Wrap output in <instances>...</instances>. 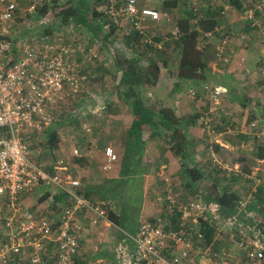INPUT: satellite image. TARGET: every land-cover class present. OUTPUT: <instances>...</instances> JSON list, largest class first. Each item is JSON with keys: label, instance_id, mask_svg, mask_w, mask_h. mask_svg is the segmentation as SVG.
<instances>
[{"label": "built area", "instance_id": "built-area-1", "mask_svg": "<svg viewBox=\"0 0 264 264\" xmlns=\"http://www.w3.org/2000/svg\"><path fill=\"white\" fill-rule=\"evenodd\" d=\"M43 5L44 0H0V264H76L88 230L84 221L98 226L115 211L109 201L93 204L79 194L81 183L72 177L70 165V159L82 157L79 148L72 149L70 158L60 155L57 147L50 149V172L32 156V134L45 136L64 115L78 119L83 138H88L93 134L88 117L99 116L102 110L94 102H83L82 107L73 103L95 78L93 72L84 74L83 70L97 58L96 46L79 35L75 24L58 28L45 19L40 11ZM192 10L197 13V8ZM106 14L126 34L143 32L150 22H172L170 12L139 8L137 0H127L123 7L111 6ZM241 16L252 30L263 32L264 0H250ZM37 19L38 29L22 32ZM171 29L172 38L179 40L180 28L174 25ZM223 31L216 28L204 38L213 40L222 32L215 59L228 65V50L238 35ZM246 73L264 81V70L248 69ZM203 89L210 95V104L201 119L202 131L210 135L213 116L219 113L227 90L211 85ZM189 95L197 98L193 89ZM261 99L264 104V93ZM91 106L96 110L90 111ZM250 130L257 137L264 135L257 121L250 124ZM104 156L102 169L111 172L119 156L110 146ZM166 182L169 187L157 199L164 217L140 223L137 235L131 237L133 253L125 244L118 248L121 264H264V233L254 215H247L253 220L249 226L237 224L235 218L227 222L228 239L242 251L241 256L225 249L216 252L214 240L222 229L217 227L220 233L208 243L204 233L194 228L202 221L214 223L217 205L195 198L180 200L171 181ZM60 195L67 201H57Z\"/></svg>", "mask_w": 264, "mask_h": 264}, {"label": "trees", "instance_id": "trees-1", "mask_svg": "<svg viewBox=\"0 0 264 264\" xmlns=\"http://www.w3.org/2000/svg\"><path fill=\"white\" fill-rule=\"evenodd\" d=\"M178 1L164 0L163 11L159 12L171 11V9L177 7ZM249 1L229 0L228 3L230 7H234L242 13ZM244 3L246 4L244 5ZM112 5L111 1L106 0H70L68 5L63 4L61 0H50L40 10L43 16L49 14L50 17L57 18L59 25L61 23L62 26L69 23L75 24L78 27L79 35L83 39H94L93 42L106 52V57L109 55L108 64L113 65L112 70L115 73L110 92H114L116 98L129 108L132 118V124L127 130L119 178L106 180V186L93 191H89L81 185L78 188L79 194L92 202L95 201V197H98L101 200L106 199V202L110 199L119 204L123 192L127 190L133 181H138V173L141 172L140 178L145 180V176L154 166L151 162H147L148 165H142L146 155L144 153L147 151V142L143 137L146 133H149L148 142H154L155 140L161 142L162 146L165 147V152L170 151L171 155L179 161L180 172L178 177L174 176L169 179L171 185L174 186L176 181H179L180 187L187 194L186 197L200 199L205 204L214 203L219 205L225 218L235 216L240 209L241 198L239 194L226 186V178L219 176L221 174L219 172L217 176V171L216 178L204 177L201 172L202 169L194 161L197 154V143L194 139H190L188 133L199 122L201 123V119L207 111L202 115H182L178 113L176 107L172 104V99L174 100V97L183 91L186 84L192 83L193 88H196L200 83L208 80L209 63L213 59L216 45L221 40L220 34L222 32L220 34L216 33L213 40H211L217 41L215 44V41L211 42L205 40L204 37L202 38V34L192 25V21L197 18L198 12L195 14L191 9L189 16L181 17L176 24L172 15L174 25H177L181 30L179 40L172 38L171 31L167 32V35L159 34L158 28L161 25L158 22H150L148 28L143 32L126 34V31L119 30L113 18L106 14V11ZM119 6L118 4L115 8ZM221 14V11H219L217 17H221ZM213 19L217 20L215 17ZM217 24H205L201 27L203 30L211 31L217 27ZM47 31L50 32L51 29H47ZM223 33L229 34L230 32L223 31ZM148 41H151V43ZM157 45L162 47L159 48ZM99 50H97V58L86 64L83 70L84 74L89 71L96 74L97 78L94 82L105 81L103 79L108 76L107 67L102 64V54H99ZM169 50L174 54V57H177L175 70L170 67L173 59L169 57ZM78 61L82 62L81 56H79ZM164 72L172 78L175 77L173 88L167 94L171 101L168 105L165 104L167 103L166 97L164 100L158 99L155 102H151L149 98L150 93L160 86ZM100 73L102 75H99ZM95 99L97 100V98ZM111 111L112 106H109L107 112L110 113ZM68 121L73 122L75 125L79 123L78 119L70 117ZM59 128L55 122L44 134L46 142L42 147L47 149L46 151L53 149L59 143ZM212 130L215 131L213 134L215 136L216 132L220 131L219 125H215ZM211 145L214 149L212 152L220 151L219 145L214 143ZM209 150L211 149L207 148L208 152H210ZM141 166H143L142 170ZM208 180H210L209 183ZM233 181L239 183L241 180L236 176ZM246 183L249 184L251 181L247 180ZM251 196L252 200L248 206L242 207V212L254 213L255 219L262 222L260 226L264 232V185H261L255 193H251ZM47 197L48 195L43 197L41 201H44ZM57 201L66 202V196H58ZM108 218L116 226L120 225L121 217L116 212H109ZM252 222L253 220L250 223L236 220L237 224H247L248 226ZM196 227L204 233L208 243L216 237L217 226L215 223L202 221ZM225 227L226 229L222 228V234L228 238L229 226L226 225ZM85 260L87 261L86 258H75L76 264H86Z\"/></svg>", "mask_w": 264, "mask_h": 264}, {"label": "crops", "instance_id": "crops-1", "mask_svg": "<svg viewBox=\"0 0 264 264\" xmlns=\"http://www.w3.org/2000/svg\"><path fill=\"white\" fill-rule=\"evenodd\" d=\"M49 1L50 0H44L43 6L48 4ZM69 1L70 0H68L67 3H69ZM106 1H111L113 4L112 6L114 7H116L118 4L120 5L119 7H123L125 6L127 0ZM61 2L66 3V0H61ZM137 2L139 8H144L147 6L157 11H163L162 7L164 0H137ZM178 2L179 3L177 7L169 11L173 15V21L175 20V24L178 19L181 17L185 18L188 14H190L189 11L191 9L197 8V18L194 19L192 21L193 24H191L194 25L196 30L202 34V38L206 32L210 31L203 30L201 26L214 23H218L216 28H223L224 31L234 32L238 35V37L232 40L230 49L228 50V53L231 56V62L227 65L216 61V51L214 50L213 59L209 63L210 71L208 80L200 83L196 88H193L192 83L186 84L183 91H181L177 96L181 95L180 97H184L182 94H187V92L189 93V91L192 89H200L204 93L205 90L203 88L207 85L220 86L227 90L226 95L222 98L221 107L218 110V112H221L222 115H224L221 118V121H224H219L220 123H217L219 125L220 131H217L216 135L213 136L215 131L212 130V133L208 135L209 137H207L204 135V133H201V123L199 122L196 127L192 129V131H189L188 134L190 139H194L197 143V154L194 157V161L199 166V168L202 169L201 172L203 173L204 177L216 178L218 176V172L219 174L221 173L219 176L226 178L225 183L228 184H226V186L233 192H237L241 198V202L239 204L240 209L235 216L229 218H225V215L221 212V208L216 204L218 207V212L214 217V223L216 226L220 227L221 229H226L225 226L227 225L228 220L231 218H235L238 220V222L243 221L250 223L247 215H254V213H243L242 207L248 206L252 200L251 193H255L261 185H264V135L257 137L250 130V124L255 119H257L258 116L262 120V125L260 126L259 124V128L264 129V104L261 101V96L264 92L262 94L258 92V97L255 94V91L264 90V81L255 75L253 77L248 76L246 71L251 69L257 73L264 70V31L262 32L260 30L258 32L252 30L250 25L242 19L240 11L234 7H230L228 9L227 6H230L228 3L229 0H179ZM245 4L246 3H244V5ZM219 11H221V17L223 18L217 17ZM214 17L217 18V20L213 19ZM44 18L52 20V24L56 25L58 28L62 26V23L59 25L57 18L50 17L49 14L44 15ZM36 22L39 25L40 20L37 19ZM159 24L162 25L159 26L160 28H158V33L161 35H164V32L169 31L174 25V23H168L165 21H160ZM240 36L241 38H239ZM215 43H217V41H215L214 44ZM217 46L218 45H216V47ZM169 57L171 59L174 57V54H172L170 50ZM173 66L174 65H172V67ZM173 80H175V77ZM261 86L263 88L262 90L260 88ZM95 100L96 99L88 100L87 102H89V104L87 105L92 104V101L97 102V100ZM224 101L229 102L230 107H225L223 104ZM108 103L110 104L108 100H106L105 105H97L94 103L96 104L95 106L101 108L102 110L100 111L99 116H92V118H101L108 110ZM232 105H235L236 107H233ZM96 108H92L91 106L90 111L96 110ZM124 108H126V112L129 111V108L119 101L114 110L110 113L108 112V114L109 116L114 113L122 114L124 112ZM176 109L179 114H189L186 110V106L184 105H181V107L177 105ZM206 111L203 112L202 110L198 114L202 115ZM129 118L130 120L122 123L121 136L119 137V148L121 149V155H118L119 160L111 172H105L102 169L103 163L105 161L104 151L107 145L104 143V141L102 145L100 142L101 137L98 138L93 133L90 137L86 138L89 139V141L84 144L80 138L81 135L82 137L84 136L81 133L78 123L76 125L72 124L71 121L66 120L64 115H62L59 118V121L56 122L60 128L58 134L59 143L55 147L59 148L60 152H62L63 147L61 129L64 124H68V122H70L68 125H73V127H71L72 132H75V130L79 131V137L74 138L75 143L73 148H79L80 151L82 150V157L77 158L78 163H76V166L73 167L71 175L76 180H79L81 185L86 187L85 189L93 191L106 186V180L119 178L121 160L126 145L127 130L132 124L131 116ZM100 123V120H98L96 123L90 124L93 127V125H98ZM217 124L215 123V125ZM148 134L149 133H146L143 138L147 142L146 152H148V156H151V164L154 166L145 176L146 185L142 191L143 195L146 197L143 208H145V211L149 212H142L141 219L138 222V228L135 229V235H132L131 232H128L124 229H119L118 226L109 220V218L108 220H104L102 222L100 221L98 226L91 225V223L86 219L84 222L89 228L86 231L87 233L85 232L83 234L81 250L77 256V259L86 258V264H121V261L118 257V248L119 246L125 244L128 252L130 254L133 253L134 245L131 241V237L137 235L140 223L143 220L155 221L156 218L164 217V215L161 213L162 210L158 205L157 199L169 187V185H167L166 179H172L174 176L178 177V173L180 172V164L178 159L171 155L170 151L165 152V147L162 146L161 142L156 140L154 142H148ZM213 143L220 146L219 152H212L214 149H212L213 145L211 144ZM85 145L88 147H85ZM109 145L115 146L116 149V145L112 143ZM153 148L155 150L158 149V152L160 153V155L156 156L155 158L153 157L157 151L153 152ZM207 148L211 149L209 150L210 152L207 151ZM46 150L47 149L44 148V152L42 149L39 153V156L35 158L41 159L43 162H45L42 165H46L45 169L49 172L52 170L50 162H52L51 160L53 156L50 154L49 149L48 151ZM48 160H50V162H48ZM236 176H238L241 180L239 183H234L233 181ZM247 180L251 181V183H246ZM229 181L231 182L229 183ZM207 182L209 183L210 180ZM173 187L175 188L176 194L180 200L185 201L187 198L189 199V197H186L187 194L180 187L179 181H176V184H174ZM94 200V202L91 201L93 204H101L106 202V199L101 200L98 197H95ZM108 200L114 205V212L117 213L119 209L118 204L110 199ZM28 203L31 202L28 201ZM241 217L242 219H240ZM258 222H260V224L262 223L261 221ZM113 226L117 229L115 232H112ZM194 229L198 230L197 227ZM97 241L99 242L100 246L96 244ZM214 241L216 242L213 244L214 251L218 252L222 249H225L231 252L233 251L235 254H238V256H241L242 251H240L238 247L234 246L224 234L220 233L219 238Z\"/></svg>", "mask_w": 264, "mask_h": 264}, {"label": "rangeland", "instance_id": "rangeland-1", "mask_svg": "<svg viewBox=\"0 0 264 264\" xmlns=\"http://www.w3.org/2000/svg\"><path fill=\"white\" fill-rule=\"evenodd\" d=\"M67 2H68V0H66V3H63V4L68 5ZM171 23H173V21ZM21 24H23V23H20V25ZM36 24L38 25V23L37 22L35 23V21H33V23H31V25L28 23L27 26L25 25L24 30L22 32H25V31L29 30L30 28L38 29L39 25L37 27ZM173 26H172V28H173ZM171 30L172 29H170L169 31H171ZM169 31H165L164 33L167 35V32H169ZM86 40H90V39H86ZM93 41H94V39L90 40V42H92L94 44V46H96L94 48L96 50L100 49L99 54H102V57H101L102 64L105 67H107L108 76L106 79H103L105 81L94 82V80L97 78L96 74H94L95 78L89 84L85 85L84 91L81 92L78 96H76L73 103H74V105L82 106L81 104L83 102H87L88 100H91V99L94 100L95 98H97V102H94V103H96L97 105L98 104H100V105L104 104L105 105L106 100H108V102H110V104L108 103L109 104L108 106H112V111H113L119 102L118 98H116L115 93L110 92L111 91L110 89L112 87L113 80H114L113 77L115 75L114 71L112 70L113 65L108 64V61L110 59L109 55H107L108 57H106V52H104L103 49H101V47L98 46ZM172 65H174V66L172 67ZM170 66L173 68V70H175V68L177 67V57L173 58V61H171ZM99 75H102V74L100 73ZM173 78L170 77L169 75H167L166 72H164V76L162 78V82L160 83V86H158V88H155L149 95L151 102H155L158 99L164 100V98L166 97L167 103H165V104L168 105L171 103V101L169 100V96L167 94L170 93L172 88H173V83H174ZM260 88H261V90L263 89L262 86ZM193 91H195L197 94V98L195 100L192 98H189L190 95L187 92V94H185V93L182 94L184 97H180L181 95H179V96L176 95L174 97V100L170 97L173 101L172 104L175 107L177 105L180 107H181V105L186 106V110L189 113L188 115L198 114L202 110H203V112L206 111V109H208L209 104H210V95L207 94L206 92L203 93V91L200 89H198V90L195 89ZM258 92L262 94L264 92V90L255 91V94L257 97L259 95ZM155 95H156V97H155ZM230 102L233 103L232 101H230ZM92 103H93V101H92ZM176 103H178V104H176ZM223 104L225 107H230V103L227 101L226 102L224 101ZM232 106L236 107L235 105H232ZM108 110H109V107H108ZM125 110H126V108L123 109L124 112L122 111L123 112L122 114H115L114 112H112L114 114H111V116H109L108 112H106L105 114H103V116L101 118H98V117L92 118V116L88 117V121L90 123H96V121L100 120V122H101L100 124L93 125V133L98 138L101 137L100 142L102 143V145H103V141H104V143L107 145L106 147H108V146L112 147L115 150V152L117 153V155H121V152H120L121 149L119 148V144H120L119 143L120 142L119 137L121 136L122 123L130 120V118H129L130 112L129 111L126 112ZM222 116H224V115H222L221 112H219L218 114L213 116L212 128L215 126V123L217 124L219 121H221ZM68 118H66L67 121H68ZM254 121H257L258 124H260V126L262 125L261 124L262 120L259 116ZM69 123L70 122H68V124ZM71 123L74 124L73 122H71ZM68 124H64V126L61 129L62 130V145H63V147H62V152H60L59 154L64 156V157L70 158L71 151H72V149L74 147V143H75L74 138L79 137V135H78L79 131L75 130V132H72L71 127H73V125H68ZM201 129H202V127H201ZM201 133H203V131H201ZM80 138L82 139L84 144H86L89 141V139L83 138L82 135L80 136ZM45 142H46L45 136L39 135V134L38 135L32 134L30 139H29V147L32 149V156L36 160L38 165L45 163L41 159H36L37 156H39L40 151L42 149L44 151V148L42 146ZM110 143L116 145V149H115V146L109 145ZM85 147H88V146L85 145ZM100 150H101V147H100ZM154 151H157V152H155L153 158L160 155V153L158 152L159 151L158 149L155 150L153 148V152ZM144 154H146V155H145V159H143V161H142V165H148V163L151 162V156H148V152H145ZM150 154H151V152H150ZM70 160H71L70 165L73 169V167L76 166V163H78V161H77L78 159H74V160L70 159ZM48 162H50V160H48ZM42 167L45 168L46 165H44ZM142 169H143V166H141V170ZM138 174H139L138 175V181H135V182L133 181L129 185L127 190L125 192H123L122 200L118 204L119 209L117 211V214L121 217L120 225L118 226V228L124 229L128 232H131L132 235L136 234L135 229L137 227L139 220L141 219L142 212H144V213L149 212V211H145V208H143L144 203L146 201V197L143 195L142 189L146 185V181H145L146 179L141 180L140 175L142 173L140 172ZM87 228H89V227H87ZM116 230L117 229L113 226L112 232H115ZM96 244L99 245V242L97 241Z\"/></svg>", "mask_w": 264, "mask_h": 264}]
</instances>
